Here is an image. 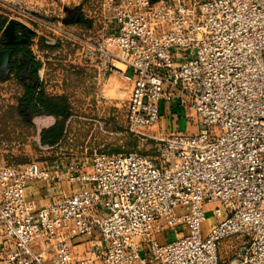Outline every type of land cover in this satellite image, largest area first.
Returning <instances> with one entry per match:
<instances>
[{
	"label": "built area",
	"instance_id": "2783aa9c",
	"mask_svg": "<svg viewBox=\"0 0 264 264\" xmlns=\"http://www.w3.org/2000/svg\"><path fill=\"white\" fill-rule=\"evenodd\" d=\"M100 14L86 47L129 84L126 128L157 125L163 103L196 131L158 137L152 155L0 166V264H220L225 241L226 264H264V0H100ZM37 180L70 191L39 206Z\"/></svg>",
	"mask_w": 264,
	"mask_h": 264
},
{
	"label": "rangeland",
	"instance_id": "374dc122",
	"mask_svg": "<svg viewBox=\"0 0 264 264\" xmlns=\"http://www.w3.org/2000/svg\"><path fill=\"white\" fill-rule=\"evenodd\" d=\"M74 6L79 7L85 22L63 21L67 17L64 8ZM11 8L13 10H9ZM31 8L35 9V14L30 12ZM21 9L24 13L18 15ZM0 17L23 22L32 31L30 51L44 64L37 73L39 83L46 95L63 96L69 112L60 140L53 146L43 144L39 133L53 123L55 117L37 113L24 119L20 111L24 106L19 101L22 84L12 76L0 78V166L35 161L44 166L65 168L71 162L86 163L98 152L133 151L152 155L157 138L173 132L155 125L139 130L145 135L142 136L126 128L124 106L129 88L119 83L111 85L112 81L99 74L86 47V43H93L101 36L100 0H34L32 3L19 2L12 7L0 3ZM40 20L60 21L61 28L70 36L52 35ZM46 37L55 41L52 45L49 43L52 47L42 44ZM178 125L181 131H196L194 125L187 124L184 116L180 117ZM34 188L44 189V182L37 180L26 187ZM206 216L204 228L212 223L210 208ZM166 236L171 240L175 235L167 232ZM229 256L225 241L219 248L220 264H226Z\"/></svg>",
	"mask_w": 264,
	"mask_h": 264
},
{
	"label": "crops",
	"instance_id": "0c3cea01",
	"mask_svg": "<svg viewBox=\"0 0 264 264\" xmlns=\"http://www.w3.org/2000/svg\"><path fill=\"white\" fill-rule=\"evenodd\" d=\"M23 1H25V3H29V2L32 3V2H34V0H0V3L6 4V5L12 7V5H15L16 3L23 2ZM35 1L41 2L42 0H35ZM35 3H37V2H35ZM64 9L66 11H69L71 9H75V11L78 10L79 11V16H80V19L79 20H75L74 19L73 21H65V19H66L65 18V19H63V21L65 23H70V22L82 23V22H85L84 19H83V17H82L81 11H80V9H79L78 6H74L72 8L65 7ZM9 10H13V9L11 8ZM29 10H30L31 13L35 14V9H32L31 8ZM4 19H5V23L3 24V29H4L5 25H6V23L9 20H11V18H4ZM13 20H15V19H13ZM15 21H17V20H15ZM17 23L18 24L19 23H22V24L26 25L25 23L20 22V21H17ZM101 28L103 30V20H102V27ZM29 32H30L29 41H28V43L26 45L25 50L26 51H29L31 53V51H30V41H31L32 31L29 30ZM14 33H15V36H16V34L19 33V29H17V28L15 29V26H14ZM2 35L4 37V33H2L1 36ZM42 44L43 45L44 44H47L44 39H43V43ZM18 51L19 50H16L15 51V54H14V64H15L14 65V70L12 71V73H10V75L8 77H11L12 76V77L18 78L19 80L20 79H26L29 82L30 79H31V75L29 77H27V78H20V73H22V69H25V66L24 65H21L19 63L20 62L19 61L20 59L17 58V52ZM1 79L3 80V79H7V78L1 77ZM107 79L109 81H112V84L111 85H113V84L114 85H117V83H119L120 86L125 85V88L126 89L129 88V84L126 83L116 73L110 74ZM24 93L25 92H24V88H23V93H22L21 97L19 98V101H20V104H22L24 106V108H22V110H20V111H21V114L23 115V118L26 119V117H27V114H26L27 102L23 100ZM57 96H60V95H57ZM160 111H161V117H160L159 122L157 123V127H160L161 129H163L164 131H167V132L170 131V130H173V131L179 130V128H178L179 127V125H178L179 119H180L181 116H184V112L179 111L176 108H172L170 110V113H168V111L165 108V104H163V103H161V105H160ZM53 123H51L50 125H52ZM50 125H48V126H50ZM189 133H191V132H189ZM44 186H45V188L42 189V190H36L35 188L34 189H26V196H27V198L33 200L37 205L40 206V205H43V204L47 203L48 201H50L52 199H55L58 195H60L62 193L63 194H66V193H68L70 191V189H69L70 187L67 188V185L66 184H51V183L44 182ZM167 232L169 234H171L169 231H166V232L161 233V235L159 237V240H160L161 243L169 241L168 240V237L166 236V233Z\"/></svg>",
	"mask_w": 264,
	"mask_h": 264
},
{
	"label": "trees",
	"instance_id": "16d2710c",
	"mask_svg": "<svg viewBox=\"0 0 264 264\" xmlns=\"http://www.w3.org/2000/svg\"><path fill=\"white\" fill-rule=\"evenodd\" d=\"M5 23V19L0 17V28ZM46 47H52L50 44H44ZM28 58L32 62L31 79H20L24 88L23 100L27 102L26 110L31 113H44L55 117V122L43 128L40 133V142L49 146L55 145L63 134L64 122L69 116V112L64 103L63 96L46 95L39 83L38 70L44 67L43 62L34 59L33 55L26 51ZM26 76V73H24Z\"/></svg>",
	"mask_w": 264,
	"mask_h": 264
},
{
	"label": "flooded vegetation",
	"instance_id": "af4514ba",
	"mask_svg": "<svg viewBox=\"0 0 264 264\" xmlns=\"http://www.w3.org/2000/svg\"><path fill=\"white\" fill-rule=\"evenodd\" d=\"M75 12L76 14L73 13L72 15H70L69 11H67V17L65 21H73L75 17L77 16V14H79L78 10ZM16 28L19 29V33L16 34L15 39L11 40V41H14L13 43L6 44L5 43L6 38L3 37V35L0 36V50H9L11 52L9 61H8V64L10 67L7 73L4 75V78H8L10 73H12V71L14 70V65H15L14 64V54L16 50H19L17 52V58L20 59L19 63L25 66V69H22V73H20V78H27L31 75L32 62L28 58V55L25 50L26 45L29 41V35H30L29 30L30 29L22 23H19V24L17 23L15 25V29ZM45 42L49 44L48 41H45ZM50 44H53V43H50ZM24 73H26V76L24 75ZM1 74L3 73L0 71V78H1ZM26 114L27 116H31L32 114H37V113H31L30 111L26 110Z\"/></svg>",
	"mask_w": 264,
	"mask_h": 264
},
{
	"label": "water",
	"instance_id": "95a60500",
	"mask_svg": "<svg viewBox=\"0 0 264 264\" xmlns=\"http://www.w3.org/2000/svg\"><path fill=\"white\" fill-rule=\"evenodd\" d=\"M152 1H156V0H152ZM76 14L75 9H71L69 10V14ZM80 16L79 14H77V16L75 17V20H79ZM17 23V21L11 19L9 20L4 29H3V33H4V37L6 38L5 43L9 44V43H13L14 41H11L12 39H15V33H14V26ZM10 51L9 50H0V71L3 73L1 74V77H4V75L7 73V71L9 70V57H10Z\"/></svg>",
	"mask_w": 264,
	"mask_h": 264
}]
</instances>
